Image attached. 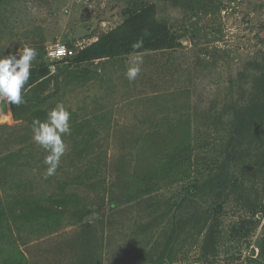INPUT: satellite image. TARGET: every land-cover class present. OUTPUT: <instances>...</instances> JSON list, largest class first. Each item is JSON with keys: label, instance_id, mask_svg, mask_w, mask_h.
<instances>
[{"label": "rangeland", "instance_id": "rangeland-1", "mask_svg": "<svg viewBox=\"0 0 264 264\" xmlns=\"http://www.w3.org/2000/svg\"><path fill=\"white\" fill-rule=\"evenodd\" d=\"M135 1L4 0L0 6V55L15 53L25 46L47 51L57 42H70L73 49H82L97 41L100 34L120 25L125 11ZM146 1L158 6V19L181 36L182 47L85 66L91 68L93 79L83 86L72 85L69 90H62L48 103L47 108L53 109L63 102L71 113V134L63 137L67 151L56 173L47 178V165L43 160L48 153L33 140V132L13 118L0 119V125H7L0 129V158L20 154L17 160L20 166L0 178L3 205L25 195L44 197L57 192L58 186L64 183H69V190L83 198L95 199L96 192L75 182L76 165L83 169L86 162L74 160L75 134L72 132L76 123L85 120H90L96 131L95 150L102 153V177L107 187L118 182L115 167L136 152L139 139L162 119L175 121L190 116L193 133L199 137L207 131L217 138L234 131L231 104L249 97L248 78L254 72L251 64L264 55V0H222V3L211 0L210 14L174 7L166 0ZM133 59L142 60L141 72L134 81H129L125 72ZM53 87L54 84L50 91ZM244 140L243 147L238 146V149L246 150L247 178L224 202L218 223L224 234L218 239L217 255L209 251L208 260L202 258L200 245L188 235L194 220L202 218L203 213L214 206L212 196H201L179 210V215L187 219L182 229L187 247L177 256L173 253L172 264H264L253 262L259 257V246L264 242V214L261 212L264 162L249 140ZM221 145L225 144L218 140L219 154ZM183 184L155 196L176 203L184 198L180 194ZM100 192L105 193L104 188ZM147 202H151L149 198L124 203L119 208L106 204L105 222L102 225L91 222L93 228L88 235L95 242L90 246L95 264H143L151 245L162 234L161 222L167 224L169 214L178 207L173 205L169 212L167 206L157 209ZM254 211L255 217L252 216ZM165 213L164 219L161 215ZM212 222L208 221L207 228ZM240 223L250 229V234L238 239L232 236V230ZM84 237L83 226L67 225L51 235H23L27 243L19 242V245L29 264H79L87 247ZM261 260L264 261V257ZM0 264H3L1 258Z\"/></svg>", "mask_w": 264, "mask_h": 264}, {"label": "trees", "instance_id": "trees-1", "mask_svg": "<svg viewBox=\"0 0 264 264\" xmlns=\"http://www.w3.org/2000/svg\"><path fill=\"white\" fill-rule=\"evenodd\" d=\"M166 1L174 7L196 13L212 12L211 0ZM3 2L4 0H0V6ZM157 7L153 2L136 0L125 11L123 22L100 34L97 41L82 49H73L69 42L66 45L75 54L56 63L54 75L53 64L47 58L46 49L37 50L39 52L33 61L30 79L22 90L24 102L10 105L13 120L26 124L32 131L33 120L38 118L44 121L47 118L48 112L52 110L47 108L48 103L62 90H69L72 85L83 86L93 79L91 68H87L91 63L119 60L133 54L174 51L182 47L181 36L168 23L158 19ZM138 43L140 46L134 48L133 45ZM251 65L254 72L248 78L251 85L249 97L231 104V111L234 113L232 133L217 138L211 131H207L203 137H199L193 133L190 116L176 118L175 121L162 119L153 125L151 132L139 139L136 152L115 167L119 179L111 187L106 186L102 177L104 163L101 151L95 150L98 141L91 121L76 123L72 132L75 134L72 155L76 157L74 160L77 163L86 162V165L83 169L74 165L77 169L75 182L96 192L95 199H85L77 192L70 191L69 183L60 184L57 192L44 197L25 195L6 205L1 203L0 195L2 263L29 264L19 245V242L22 245L27 243L23 235L42 237L57 233L67 225H76L84 227L83 241L87 245L82 263L79 264H95L96 259L94 260L90 249L95 242L88 236L89 230L93 228L91 222L94 221L96 225L105 222L103 210L107 203L119 208L121 204L142 202L149 198L151 202L147 203L157 206V209L167 206L170 212L173 205L178 207L169 214L167 224L161 222L162 234L151 245L143 264H172L175 259L173 253L177 256L187 247L186 238L182 237L187 219L179 215V210L184 209L187 202H194V199L208 195L214 199V206L204 212L202 218L194 220L191 234L188 235L200 245L202 258L208 260L209 251L213 256L217 255L218 239L224 234L218 224L224 211V202L230 192H236L243 186L247 178L248 168L244 159L246 150L238 149V146H242L243 139L249 140L258 158L261 157L264 162V55ZM52 84L54 87L50 91ZM5 126L7 125H0V129ZM218 140L225 144L221 145L220 154L216 149ZM18 154L0 158V178L20 166L17 162L20 156ZM185 182L188 184H183ZM178 184H183L180 194L184 195L178 202L170 203V199H158L155 196L159 192L170 191V188ZM103 188L105 193L100 192ZM261 212L264 214V204L261 205ZM252 214L255 217L257 213L254 211ZM166 215L167 213L162 214L161 217L165 219ZM210 219L213 222L207 228ZM244 226V223L236 226L232 230V236L238 239L248 236L250 229ZM18 238H21L20 241ZM153 238L154 236L150 240ZM259 247L260 258L253 262L263 263L261 258L264 257V242Z\"/></svg>", "mask_w": 264, "mask_h": 264}, {"label": "clouds", "instance_id": "clouds-1", "mask_svg": "<svg viewBox=\"0 0 264 264\" xmlns=\"http://www.w3.org/2000/svg\"><path fill=\"white\" fill-rule=\"evenodd\" d=\"M139 46V43L133 45L134 48ZM37 55V50L29 46L18 49L15 53L9 52L6 56L0 55V103L20 105L24 102L22 90L30 79L32 62ZM141 64L142 60L130 61L125 72L129 81L138 77ZM9 113L10 111L5 115L0 110V119H7ZM70 117L71 113L60 102L48 112L44 121L37 118L32 122L33 140L48 153L43 160L47 165L45 178L56 173L61 157L67 151L63 137L71 134Z\"/></svg>", "mask_w": 264, "mask_h": 264}, {"label": "built area", "instance_id": "built-area-1", "mask_svg": "<svg viewBox=\"0 0 264 264\" xmlns=\"http://www.w3.org/2000/svg\"><path fill=\"white\" fill-rule=\"evenodd\" d=\"M75 54V51L69 48L66 44L60 42L53 43L47 50V58L53 62L52 69H56V63L69 59ZM52 60V61H51Z\"/></svg>", "mask_w": 264, "mask_h": 264}, {"label": "water", "instance_id": "water-1", "mask_svg": "<svg viewBox=\"0 0 264 264\" xmlns=\"http://www.w3.org/2000/svg\"><path fill=\"white\" fill-rule=\"evenodd\" d=\"M0 110H2L5 115H7L8 112L10 111L8 115V119L12 118L11 106L9 104L0 103Z\"/></svg>", "mask_w": 264, "mask_h": 264}]
</instances>
